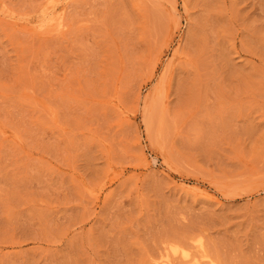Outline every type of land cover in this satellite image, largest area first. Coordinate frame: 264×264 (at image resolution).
Masks as SVG:
<instances>
[{"label": "rangeland", "instance_id": "1", "mask_svg": "<svg viewBox=\"0 0 264 264\" xmlns=\"http://www.w3.org/2000/svg\"><path fill=\"white\" fill-rule=\"evenodd\" d=\"M0 264H264V0H0Z\"/></svg>", "mask_w": 264, "mask_h": 264}, {"label": "bare ground", "instance_id": "2", "mask_svg": "<svg viewBox=\"0 0 264 264\" xmlns=\"http://www.w3.org/2000/svg\"><path fill=\"white\" fill-rule=\"evenodd\" d=\"M180 249V248H179ZM185 256V255H184ZM166 261V260H165ZM164 262V261H163Z\"/></svg>", "mask_w": 264, "mask_h": 264}]
</instances>
